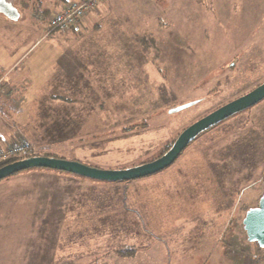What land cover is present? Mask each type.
Returning <instances> with one entry per match:
<instances>
[{
	"label": "rangeland",
	"instance_id": "374dc122",
	"mask_svg": "<svg viewBox=\"0 0 264 264\" xmlns=\"http://www.w3.org/2000/svg\"><path fill=\"white\" fill-rule=\"evenodd\" d=\"M33 2L14 4L21 24H0V53L25 55L18 74L32 66L36 85L45 63L67 50L89 69L61 73L72 78L44 92L39 123L23 134L29 143L0 150V163L26 145L28 154L103 171L139 167L264 83V0H101L91 13L100 26L67 33L47 28L57 0ZM63 87L71 100L46 101ZM263 194L264 100L202 133L153 176L103 182L32 168L1 180L0 264H246L233 254L264 258L241 227Z\"/></svg>",
	"mask_w": 264,
	"mask_h": 264
},
{
	"label": "crops",
	"instance_id": "0c3cea01",
	"mask_svg": "<svg viewBox=\"0 0 264 264\" xmlns=\"http://www.w3.org/2000/svg\"><path fill=\"white\" fill-rule=\"evenodd\" d=\"M0 1H3L6 4L11 5V12L0 11V16H1L0 18L2 20V23L0 21V24L7 26L9 29L15 28V26H18V24L22 23V22L19 23L22 17L20 11L15 7V5H23V7H27L26 1H28V3L29 1H31L32 4L34 3L33 0H25V1L0 0ZM35 4L36 7L38 8L42 7L40 0H35ZM29 7L30 6H28L27 8ZM9 13H13V16H10L11 14ZM90 15L87 18L86 22L83 23V26L80 28L82 31L84 30L88 31V29L92 27H96L95 25L97 26L99 25V23H94L97 15L96 17L93 14ZM91 19H93V21L89 23L90 22L89 20ZM38 26L41 28L40 24ZM37 43L35 45H37ZM5 44H6L5 39L0 40L1 46H4ZM83 52H84L83 57H87L88 61L90 62V58L88 57L89 54L86 52V50H83ZM67 54L68 55L65 54L64 57L59 58V60L57 59V57H55V59H51L48 63H45L47 64V67L44 70L45 77L41 80V82H39L38 85H36V82L31 81V79L36 78L35 75L32 74L34 70L32 66H30L29 69H26V66L24 68L25 72H27V77L23 74V71L20 74H18L19 71L18 69L21 67L22 64L21 61L22 59L25 58V55L11 56L8 53L5 54V51L2 50V53H0V150L1 151L7 149L15 141L18 142L21 139L26 141V138L23 135L26 133V128L35 126L32 120L38 119V123H39L38 108L41 106V104L44 101L43 98L44 92H46V90L50 86L52 85L54 86V84L58 86L60 84L64 85V83L61 81H63L65 77L66 79L72 78L69 77L68 75L67 76L61 75L62 72H64L67 69V71L69 70L70 72L73 71V74H75L77 70H80L82 73L78 75L85 76L84 71L89 69V65L87 64L86 66L83 65L84 64L83 58L79 57L78 55L76 56L74 52H71V50L70 51L67 50ZM116 56L117 55L111 56L109 62L110 63H112L113 61L116 62ZM117 57L119 58V56ZM35 62L36 64H39V60ZM120 64L121 62H119V65ZM41 65L42 64H39V68L41 67ZM109 68L113 69L112 66H109ZM32 86H34L33 89H31ZM28 90L29 92L32 91V93H29ZM51 93L52 96H49L46 101L54 103L55 102V100L53 99L54 97H59L58 100L62 99V101L63 100L67 101L68 99H70L67 98V96L71 93V90H69L68 87H63L61 90L59 91L55 90V92L51 91ZM28 105H30L34 109L31 111L30 117L26 119V111ZM12 129L16 131L13 136H11L12 134L10 135L9 132L7 138L6 136L4 138L2 137L1 132L10 131ZM21 129H23L24 132H22ZM26 142L29 143V141ZM66 205H69V201L67 202ZM57 233H59V231Z\"/></svg>",
	"mask_w": 264,
	"mask_h": 264
},
{
	"label": "water",
	"instance_id": "95a60500",
	"mask_svg": "<svg viewBox=\"0 0 264 264\" xmlns=\"http://www.w3.org/2000/svg\"><path fill=\"white\" fill-rule=\"evenodd\" d=\"M0 11L11 12V5L0 1ZM10 16H13V13ZM264 100V83L252 92L234 100L215 112L197 121L183 133L173 144L172 148L157 160L128 170L103 171L78 162L66 161L51 157H32L7 165L0 169V181L19 172L41 168L65 172L87 179L103 182H128L156 175L172 166L188 146L202 133L219 125L227 119L239 114ZM181 107L175 112L184 110ZM249 243H254L264 250V194L258 206L250 209L242 222Z\"/></svg>",
	"mask_w": 264,
	"mask_h": 264
},
{
	"label": "built area",
	"instance_id": "2783aa9c",
	"mask_svg": "<svg viewBox=\"0 0 264 264\" xmlns=\"http://www.w3.org/2000/svg\"><path fill=\"white\" fill-rule=\"evenodd\" d=\"M100 1L101 0H76L63 5L61 9L56 10L47 19L49 33H67L73 30H79L87 16L98 10ZM37 19L42 22L41 19ZM29 150L30 148L26 145H18L11 150L9 149V152L5 153L4 156H24L28 154Z\"/></svg>",
	"mask_w": 264,
	"mask_h": 264
},
{
	"label": "trees",
	"instance_id": "16d2710c",
	"mask_svg": "<svg viewBox=\"0 0 264 264\" xmlns=\"http://www.w3.org/2000/svg\"><path fill=\"white\" fill-rule=\"evenodd\" d=\"M57 1H58L59 4L56 6L57 7L56 10H59V9L62 8L63 5L67 4L68 2L76 1V0H57ZM42 10H44V9H42ZM45 12H48V10L45 9ZM45 12H43V14L46 15L47 13H45ZM32 157H38V156L34 155L32 152H30L29 154L24 155V156H18V157L9 158L8 160L3 161V162L0 163V169L5 167V166H7V165L12 164V163H15V162H18V161H22V160H25V159H28V158H32ZM253 208H255V207H253ZM241 227H243L242 223H241ZM246 242H247V240H246ZM255 245L257 246V250H259V251L262 250L261 248H259V246L257 244H255ZM240 251L239 252L237 251V253L233 254V258H235V262L236 261L237 262L238 261H243V262H247L246 264H248L249 262H250L249 264H264V258L262 259L260 257L255 256V255H250L249 253H246L243 250H240ZM126 252H128V251H126ZM242 256H245V257H242Z\"/></svg>",
	"mask_w": 264,
	"mask_h": 264
}]
</instances>
